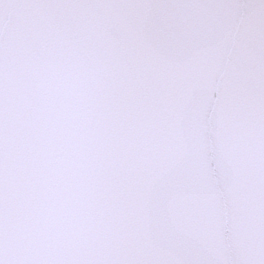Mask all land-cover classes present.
<instances>
[{"label": "snow or ice", "instance_id": "obj_1", "mask_svg": "<svg viewBox=\"0 0 264 264\" xmlns=\"http://www.w3.org/2000/svg\"><path fill=\"white\" fill-rule=\"evenodd\" d=\"M0 264H264V0H0Z\"/></svg>", "mask_w": 264, "mask_h": 264}]
</instances>
